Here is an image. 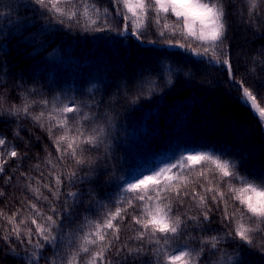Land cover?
Returning a JSON list of instances; mask_svg holds the SVG:
<instances>
[{"label":"trees","instance_id":"1","mask_svg":"<svg viewBox=\"0 0 264 264\" xmlns=\"http://www.w3.org/2000/svg\"><path fill=\"white\" fill-rule=\"evenodd\" d=\"M95 2L101 8L112 7L111 0ZM224 2L228 25L226 43L234 66L243 75L246 66L252 67L250 61L256 50L264 48V20H259L257 31L244 22L247 19L245 0ZM27 3L28 0H0L3 13L0 16V29H3L0 34V96L4 99V109L13 104L21 105L25 96L36 101L30 108L34 115L40 111L47 113L52 103L62 106L74 102L93 118L82 122L86 129L101 126L107 131L104 145L83 154L92 163L76 165L71 157L57 160L52 139L31 118L22 113L10 116L0 109V137L6 138L23 156L5 165L13 180L5 183L0 177L3 192L0 211L10 217L20 210L21 216L26 217L30 211L28 202H32L45 212L55 206L61 212L67 207L72 213L73 223H69L64 213L63 237H58L55 248L44 249L39 264H46L47 259H56L59 264L73 249L74 241L81 234L76 230L84 218L95 220L105 210L115 211L119 186L132 179L133 171L138 168L153 167L160 155L180 151L187 154L189 151L215 152L235 160L242 176L264 181V127L252 112L226 94L225 76L217 67L197 62L179 48H166L159 43L154 29H149L141 44L130 35L121 36L114 31H84L75 22L61 25L42 15L34 5L21 6ZM110 19L113 27L121 26L122 21L114 12ZM148 40L157 43L149 44ZM254 75H264L259 65L255 66ZM258 90L264 95V89ZM134 97L139 99L132 103ZM42 100L50 102L47 108L39 103ZM62 134L61 129H53V136ZM49 153L53 163L60 167L52 169L47 163ZM53 170L61 174L62 179L68 171L76 170L77 182L69 185L65 180L60 200L41 187L49 201H37L27 185H35L37 179L41 185L52 184L54 178L49 173ZM21 173H26L27 177ZM80 178L83 182H79ZM69 190L79 193V203L73 205L71 200L64 203ZM196 190L200 191L199 185ZM96 201L107 204L108 209L100 208ZM209 204L212 207L210 220L199 225L189 222L187 235L174 241L173 247L188 244L199 249L201 237H223L219 248L224 253L238 257L242 264H264V252L225 235L230 226L221 223L224 206L221 204L217 209L211 201ZM236 206L238 202H232L230 210ZM173 210L182 215L199 212L187 197L184 206ZM128 212L121 224L120 239L135 246L139 241L129 237L133 235L131 228L138 226L132 225L134 210L130 208ZM9 227L6 219H0V230ZM12 244L15 251L0 240V264H24L30 246L20 245L14 237ZM57 252L61 255L56 256ZM219 255L214 254V250L206 251L203 264H216ZM128 264H156V258L145 254L134 262L129 259Z\"/></svg>","mask_w":264,"mask_h":264},{"label":"snow or ice","instance_id":"2","mask_svg":"<svg viewBox=\"0 0 264 264\" xmlns=\"http://www.w3.org/2000/svg\"><path fill=\"white\" fill-rule=\"evenodd\" d=\"M111 4L110 9L101 8L95 0H28L27 4L21 6L27 8L34 5L42 15L51 17L61 25L75 22L84 31H114L121 36L130 35L141 44L145 42L149 29H154L160 38L159 43L166 48H179L196 58L197 62L217 67L225 76L226 94L252 112L264 127V106H261L264 95L258 90L264 89V75H254L256 65L264 73V48L257 49L251 57L252 67L246 66L245 74H239L240 70L234 66L226 43L228 25L224 0H111ZM245 8L247 19L244 22L259 31V20H264V0H245ZM113 12L122 21L119 28L113 27L110 19ZM0 16H3L2 12ZM2 33L3 29H0ZM147 43L154 45L157 41L148 40ZM138 99L134 97L132 103ZM33 103L36 101H30L25 96L21 105L13 104L4 109V99L0 96V109L8 115L19 116L22 113L47 131L58 153L57 160L64 161L66 157H71L76 165H90L92 161L83 154L105 144L106 129L101 126L86 129L82 122L93 118L84 114L81 106L74 102L62 106L52 103L50 111H40L35 115L30 111ZM39 103L47 108L50 102L42 100ZM70 113L75 115L69 117ZM70 120L73 123L70 124ZM56 128L61 129L63 134L53 136V129ZM16 135H19L18 131ZM48 157L47 163L52 169L60 167L53 163L51 153ZM11 159H23V156L6 138L0 137V177L5 183L13 180V175L5 169ZM21 175L27 177L26 173ZM40 175L43 177L44 174L41 172ZM49 175L54 178L52 184L41 185L40 179H37L35 185H27L37 201H49L41 187L60 200V189L65 180L72 185L78 178L76 170L68 171L64 179L54 170ZM79 182H83V178ZM197 185L200 191L196 190ZM119 188L114 200L115 211L105 210L95 220L85 217L76 230L81 234L74 241L73 249L59 264H128L129 259L134 262L145 254L155 257L156 264H203L202 257L206 259V251L213 250L214 254H220L216 264H242L238 257L230 256L219 248L223 237H201L199 249H193L188 244L173 247L174 241L187 235L189 222L199 225L210 220L212 207L209 201L217 209L221 204L224 206L221 223L230 226L225 233L227 237L264 252V181L257 182L242 176L237 162L225 158L223 154L206 151L181 154L174 162L153 169L150 174L134 176ZM0 195H3L2 191ZM66 196L65 204H68V200L73 205L79 203V193L69 190ZM186 197L199 209L198 214L174 212V207L184 206ZM232 202H238V206L230 210ZM96 203L100 208L108 209L107 204L101 201ZM130 208L134 210L131 213L132 225L138 226L131 228L133 235L129 237L132 241H139L135 246L120 239L121 224L130 214ZM28 209L30 211L26 217L21 216L20 210L10 217L0 211V219H6L10 226L0 230V240L11 251H15L13 237L20 245L30 246L31 251L24 264H39L44 249L55 248L58 237H63L64 213H67L69 223H73L70 219L72 213L67 207L61 212L55 206H50L45 212L32 202H28ZM118 244L122 246L117 247ZM60 255L56 253V256ZM46 264H58V261L47 259Z\"/></svg>","mask_w":264,"mask_h":264},{"label":"rangeland","instance_id":"3","mask_svg":"<svg viewBox=\"0 0 264 264\" xmlns=\"http://www.w3.org/2000/svg\"><path fill=\"white\" fill-rule=\"evenodd\" d=\"M189 153H194V152L189 151ZM181 154L187 155V153L183 152V151H180L177 153H167L165 155H160L157 159L156 164L153 165V167L142 166V167L138 168L137 170L133 171V177L139 176L142 173L150 174L153 169L163 167L164 164H166L168 162H174L176 160V158L179 157Z\"/></svg>","mask_w":264,"mask_h":264}]
</instances>
